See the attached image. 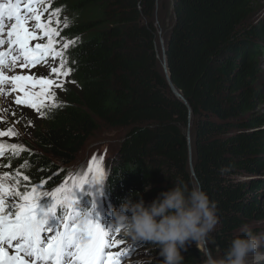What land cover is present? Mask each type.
<instances>
[{
	"label": "trees",
	"instance_id": "obj_1",
	"mask_svg": "<svg viewBox=\"0 0 264 264\" xmlns=\"http://www.w3.org/2000/svg\"><path fill=\"white\" fill-rule=\"evenodd\" d=\"M44 1L63 19L60 32L69 42L63 62L78 87L43 109L25 144L15 150L3 144V163L19 189L46 191L65 180L67 166L106 126L125 132L101 190L110 223L126 198L150 203L180 178L217 203L219 223L207 245L213 255L223 254L242 224L260 233L264 17L252 20L257 0H171L168 73L187 104L162 66L156 24L162 0ZM94 205L101 202L84 207ZM141 245L152 249L149 264H160L155 246ZM182 254L184 264L203 259L195 242Z\"/></svg>",
	"mask_w": 264,
	"mask_h": 264
},
{
	"label": "snow or ice",
	"instance_id": "obj_2",
	"mask_svg": "<svg viewBox=\"0 0 264 264\" xmlns=\"http://www.w3.org/2000/svg\"><path fill=\"white\" fill-rule=\"evenodd\" d=\"M34 2L36 0H0V34L7 27L9 50L17 53L11 56V62L15 65L21 60V68L39 62L53 51L52 36L56 34V29L40 22V15L32 7ZM32 19L36 21L35 28L42 30L43 35L48 37L47 44L29 46L30 40L38 38L36 31L30 30L28 26ZM6 20L10 22L8 25ZM3 43L4 40L0 39V44ZM13 45L16 47L13 48ZM54 54L62 55L60 52ZM6 56L8 53L0 51V85L11 83L14 88H19L25 98L21 100L18 97L16 103L28 104L39 111L43 104L41 98H53L51 88L62 85L46 77L37 80L24 75L7 76ZM52 72L68 75V72H61L57 68H53ZM26 83H31L33 88L39 85L40 91H26ZM3 91L0 87V92ZM5 134L16 135L11 129L7 133L0 132V136ZM10 147L14 150L18 148L15 144ZM3 148L4 145H0V155L3 154ZM92 161L89 172L78 182H73L71 188L62 185L53 192L38 193L39 186L32 187L31 191L13 190L0 177V264H121L125 257L131 255L130 248L116 253L106 251L113 243H122L120 240L109 242L107 239L110 233L119 232V229L112 224L106 231L101 223L91 218L89 211H81L77 204L76 189L85 183L100 182L98 177L102 175V169L96 163V157ZM7 175L4 173V177ZM24 180L27 181L28 177L24 176Z\"/></svg>",
	"mask_w": 264,
	"mask_h": 264
},
{
	"label": "rangeland",
	"instance_id": "obj_3",
	"mask_svg": "<svg viewBox=\"0 0 264 264\" xmlns=\"http://www.w3.org/2000/svg\"><path fill=\"white\" fill-rule=\"evenodd\" d=\"M44 3L39 2V6L35 5L36 7H32L37 10L36 14L40 15L41 23L47 24L49 28L56 29V34H53L52 36L53 51H50L45 55L43 58L44 61L40 60L39 62L35 63L36 67L33 70H28L26 67L21 68L19 66L20 64H15L5 67V74L7 76H31L37 80L41 77H46L50 80H53L55 84L62 85V87L53 86L51 88V92L54 93V97H42L41 100L43 101V104L38 111L37 109L30 107L28 104L16 103V99L18 97L21 100L25 98L24 92L20 91L19 88H14L11 83L0 85V87L4 89L3 92H0V132L7 133L11 129L16 133V135L12 136L7 134L0 136V145L5 144L7 146V144L12 143V145L15 144L17 146H22V144H25L27 140L31 139L37 121L42 120L43 108H50L51 106L58 105L61 101H63L68 90L78 87V81L75 79L74 75L61 63L62 55L55 56L54 54L55 52L62 53L65 49V44L69 46V42L67 40H63V36L60 32V25L63 23V19L58 16L57 11H54L52 6H46ZM162 4L165 6V8L162 6V8H160V13L157 12L156 21L159 29V44L162 42V40H166L168 33L167 31L170 29L173 21L171 0H162ZM21 8L23 9L24 5H21ZM262 17H264V0H257L256 11L252 20L258 21ZM66 20L67 19H65V21ZM35 24L36 21L34 19L29 20L28 26L30 30L36 31L38 37L36 40L29 41L30 47H34L36 44L44 45L48 42V37L43 35L42 30L36 29ZM15 47L16 46L14 45L13 48ZM262 60L263 74L261 83L264 88V59ZM53 68H57L61 72H68V75H56L52 72ZM24 87L28 92L40 91L39 85L33 88L31 83H26ZM124 135V131L112 130L106 126H101L78 154L77 159L74 160L72 164L67 166L69 170V182L67 188H71L73 182H78L81 177L89 172V164L93 162L92 158L96 157V163H98L102 169V175L98 177L100 182L85 183L79 188V193L82 197L89 196L95 198V194L99 195L100 189L103 187L105 182L107 172L110 169L109 163L111 157L116 151V148H118V144L121 142ZM4 173H8L7 177H4ZM0 177H2L3 182L10 186L13 190L20 191L19 185L11 179L9 170L7 169L6 164L3 163V154L0 155ZM43 199L48 198L43 197ZM82 204H84V202ZM259 226L261 227L260 233H264V223H261ZM120 241H122V243L116 245L117 249L112 247L109 252L116 253L122 251L123 249H132L131 255L125 257L121 261V264H137V262L138 264L150 263V260L153 258L152 249L141 245V242L143 241L134 242L124 237L120 238Z\"/></svg>",
	"mask_w": 264,
	"mask_h": 264
},
{
	"label": "clouds",
	"instance_id": "obj_4",
	"mask_svg": "<svg viewBox=\"0 0 264 264\" xmlns=\"http://www.w3.org/2000/svg\"><path fill=\"white\" fill-rule=\"evenodd\" d=\"M147 190V187L145 188ZM113 225L130 241H148L158 250L160 264H184L182 254L195 242L201 264H264V233L242 224L222 255L207 247L219 223L217 203L200 187L182 179L150 203L130 197L112 209Z\"/></svg>",
	"mask_w": 264,
	"mask_h": 264
},
{
	"label": "water",
	"instance_id": "obj_5",
	"mask_svg": "<svg viewBox=\"0 0 264 264\" xmlns=\"http://www.w3.org/2000/svg\"><path fill=\"white\" fill-rule=\"evenodd\" d=\"M162 43H165L164 40H162ZM162 66L164 68V72L166 73L167 79L169 81V84L171 86V89L173 91V93L181 98L182 100H184L187 104V101L185 100L184 96L182 95V93L175 87V85L172 83L170 75L168 73V66H167V58H166V48L165 45L163 46V62H162ZM188 139H189V143H191V136H190V130H188ZM190 161H191V170L192 173L194 174V169H193V164H192V146L190 145ZM208 247V246H207Z\"/></svg>",
	"mask_w": 264,
	"mask_h": 264
},
{
	"label": "bare ground",
	"instance_id": "obj_6",
	"mask_svg": "<svg viewBox=\"0 0 264 264\" xmlns=\"http://www.w3.org/2000/svg\"><path fill=\"white\" fill-rule=\"evenodd\" d=\"M163 46H164V43L161 42L162 56H163ZM162 62H163V57H162Z\"/></svg>",
	"mask_w": 264,
	"mask_h": 264
}]
</instances>
